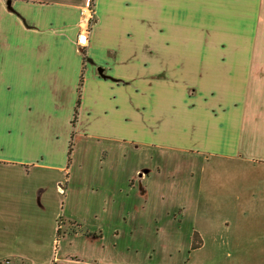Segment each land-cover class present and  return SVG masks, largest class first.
<instances>
[{
	"label": "crops",
	"instance_id": "crops-1",
	"mask_svg": "<svg viewBox=\"0 0 264 264\" xmlns=\"http://www.w3.org/2000/svg\"><path fill=\"white\" fill-rule=\"evenodd\" d=\"M90 2L0 0V260L264 264V0Z\"/></svg>",
	"mask_w": 264,
	"mask_h": 264
},
{
	"label": "rangeland",
	"instance_id": "rangeland-1",
	"mask_svg": "<svg viewBox=\"0 0 264 264\" xmlns=\"http://www.w3.org/2000/svg\"><path fill=\"white\" fill-rule=\"evenodd\" d=\"M139 158H141V157H138L137 159H139ZM180 172H182V170H180ZM174 174L176 175L177 171H175ZM227 174H230V173H227ZM241 186H244V182H242L238 187H236V189H238ZM206 238H207V236H206ZM164 241L170 243L171 242L170 237L168 235L164 236ZM221 249L223 250V256H221L219 258V261L217 264H228V259H230V258L227 257V253H229L230 250L226 249V248H221ZM213 251H214L213 247L208 246L207 248H204L201 252H199V254L201 255L200 259L206 260L209 256V254H211ZM193 259H194V257H193ZM164 263L175 264V260L167 259L166 256H164ZM0 264H31V263L24 258L13 257V258H9V259L0 260ZM41 264H43V263H41ZM53 264H55V263L53 262Z\"/></svg>",
	"mask_w": 264,
	"mask_h": 264
},
{
	"label": "built area",
	"instance_id": "built-area-1",
	"mask_svg": "<svg viewBox=\"0 0 264 264\" xmlns=\"http://www.w3.org/2000/svg\"><path fill=\"white\" fill-rule=\"evenodd\" d=\"M78 33L77 36V44L79 47H86L88 43V36H89V24H85Z\"/></svg>",
	"mask_w": 264,
	"mask_h": 264
},
{
	"label": "trees",
	"instance_id": "trees-1",
	"mask_svg": "<svg viewBox=\"0 0 264 264\" xmlns=\"http://www.w3.org/2000/svg\"><path fill=\"white\" fill-rule=\"evenodd\" d=\"M90 5L93 6V0H91ZM83 60H84L83 62H85V57H84ZM81 84H82V77L80 78V87H81ZM79 97L80 96L78 95L77 102H76V108L79 106V99H80ZM75 119H76V111H75L73 123L75 122ZM70 152H71V149H69V153L68 154H70ZM58 236H59V232H58ZM194 236H197V234H195ZM197 247H198V244L195 242V237H194V241L192 243V248L191 249L194 250Z\"/></svg>",
	"mask_w": 264,
	"mask_h": 264
},
{
	"label": "water",
	"instance_id": "water-1",
	"mask_svg": "<svg viewBox=\"0 0 264 264\" xmlns=\"http://www.w3.org/2000/svg\"><path fill=\"white\" fill-rule=\"evenodd\" d=\"M7 6H8V8L10 9V7H11V0H7Z\"/></svg>",
	"mask_w": 264,
	"mask_h": 264
}]
</instances>
